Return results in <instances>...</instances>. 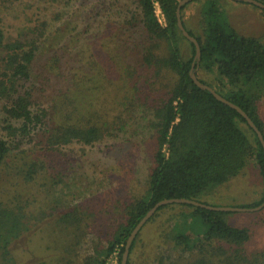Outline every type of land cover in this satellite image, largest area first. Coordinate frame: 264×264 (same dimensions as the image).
Wrapping results in <instances>:
<instances>
[{
    "label": "trees",
    "instance_id": "obj_1",
    "mask_svg": "<svg viewBox=\"0 0 264 264\" xmlns=\"http://www.w3.org/2000/svg\"><path fill=\"white\" fill-rule=\"evenodd\" d=\"M27 1L30 4L0 0V168L13 158L26 184L40 176L55 181L47 163L62 148L93 147L116 139L134 144L143 128H150L143 142L152 159L145 192L123 203L117 199L114 220L101 231L104 243L81 263L71 259L68 264H107L118 249L121 264L128 237L157 202H202V195L237 177L251 160L264 180V148L256 132L238 111L191 77L195 70L201 83L246 111L264 136L259 95L241 88L224 95L198 72H216L219 80L227 81L223 88L242 82L264 84V39L240 35L227 23L207 19L206 12L193 32L183 19L184 5L183 25L201 50L198 67L192 68L196 48L178 27L179 0H156L164 26L157 20L153 0H109L90 9L85 0ZM217 6L212 2L209 14L218 12ZM108 11L117 18L99 22ZM182 39L190 44L188 55L181 48ZM13 194L0 202V264L57 262L64 255L62 247L75 251L72 247L92 228L87 221L97 207L86 211L84 205L52 206L49 212L37 213L29 207V196ZM263 201L264 193L246 208ZM185 205L205 226L194 235L173 231L174 246L193 257L188 263L264 264V249H248L251 231L229 225L224 219L228 212ZM50 230L69 235L63 240L66 247L56 240L34 242L39 234L49 236ZM27 232L25 248L11 250L10 245ZM135 247L136 239L128 264ZM158 261L165 263L162 255Z\"/></svg>",
    "mask_w": 264,
    "mask_h": 264
},
{
    "label": "rangeland",
    "instance_id": "obj_2",
    "mask_svg": "<svg viewBox=\"0 0 264 264\" xmlns=\"http://www.w3.org/2000/svg\"><path fill=\"white\" fill-rule=\"evenodd\" d=\"M21 1L24 4H30L27 0ZM85 1L88 9L97 2H109V0ZM214 1L217 2L218 12L209 14ZM33 4L37 5V3ZM185 6L183 19L193 32H197L201 14L206 12L207 19L210 18L221 25L227 23L240 35L264 39V11L251 3L235 0H192ZM92 13L88 15L89 18ZM115 18L117 17L114 16V12L112 14L108 11L103 20L100 19L99 22L106 23V20L110 22ZM91 21L92 26L96 25L97 29L95 20ZM135 36L137 37L138 33ZM180 45L184 54L188 55L191 51L189 42L182 39ZM198 72L203 80L224 95L238 88L248 94L259 95L257 108L264 121L263 83L245 84L242 82L236 85L237 87L223 88L227 85V81L219 80L216 72L211 74L201 70ZM151 103L149 102L147 106H151ZM146 123L148 122L141 124L146 125ZM243 125L246 126L244 123ZM143 131L138 138H134V144L130 141L120 142L121 139H116L93 147L70 145L62 148L57 151L53 161L47 163V171L49 170L55 176V181L51 182V179L45 181L44 177L40 176L35 183L26 184L20 170L14 169V159L11 158L7 165L0 168V202L4 203L9 200L13 197L14 191H18L23 196H29V207L37 213L44 210L49 212L52 206L63 208L69 206L68 209H70L84 205L83 210L88 208L93 210L97 207L93 215L88 217L87 222L92 228L80 240V246L74 245L72 248H76L75 251L68 250V252H65L62 247L64 255L58 260L59 264H68L71 259L81 263L83 256L94 253L95 248L104 243L105 237L101 231L105 232L111 219L114 220L116 200L119 199L123 203L141 196L146 190L152 159L149 147L143 142L150 137V128L146 126ZM263 193L264 180L259 165L251 160L237 177L202 195L200 201L215 207L246 208L258 202ZM192 209L181 203L169 204L163 207L151 221L146 222L135 238L136 247L131 256V264H160L158 261L160 255L163 256L165 263L179 260L180 263L190 264L188 262H191L193 257L188 252H182L180 248H176L171 237L173 231L174 234L181 232L194 235L205 230L201 220L191 214ZM224 219L233 227L248 228L251 231L249 250L264 249V207L257 211H229L224 215ZM51 220L52 218H49L44 222ZM65 238L69 239L66 232L50 230L49 236L47 233L39 234L34 242L39 244L46 239L56 240L57 244L66 247L63 242ZM27 240L28 232L23 233L10 245L11 250L16 247L25 248ZM118 256L119 249L108 257L107 264H119ZM58 261L51 260L46 264H58Z\"/></svg>",
    "mask_w": 264,
    "mask_h": 264
},
{
    "label": "water",
    "instance_id": "obj_3",
    "mask_svg": "<svg viewBox=\"0 0 264 264\" xmlns=\"http://www.w3.org/2000/svg\"><path fill=\"white\" fill-rule=\"evenodd\" d=\"M190 1H192V0H180L178 2L177 9H176V16H177V24H178V27L181 30L182 34L189 41H191L195 45L196 56H195V59H194L193 64H192V68H194L195 64L198 67V63H199V60H200V56H201L200 45H199L197 39L195 37H193L192 35H190L188 33V31L185 29V27L183 25V22H182V17H181L182 7L184 5H186V4H188ZM235 1L248 2V3H251L252 5H255L256 7L264 9V3H262V2H260L258 0H235ZM191 77H192L193 81L195 82V84L197 86H199L201 88L208 89L210 92H212L214 94V96L219 101L223 102L224 104H226V105L230 106L231 108L235 109L236 111H238L245 118V120L248 122V124L253 128V130L256 132V134H257V136H258V138H259V140L262 143V146L264 148V136H263V133L257 127V125L254 123V121L248 115V113L246 111H244L238 105L232 103L228 99H226L223 96H221L220 94H218L212 87L201 83L199 81V79L197 78V76H196L195 70H192ZM176 203L189 204V205H193V206H196V207H201V208H205V209H209V210H213V211H222V212H229V211H257V210H260V209H262L264 207V201L262 202V204H260L259 206L254 207V208H235V207H215V206L204 204V203L199 202L197 200L186 199V198H182V199L172 198V199L161 200V201L157 202L152 207V209L146 213V215L138 222V224L135 226V228L131 232L130 236L127 239L126 245H125V250L123 252L121 264H128V259H129V254H130V249H131L132 243L135 240V238L138 235V233L140 232V229L146 224V222L156 213V211L161 206L169 205V204H176Z\"/></svg>",
    "mask_w": 264,
    "mask_h": 264
},
{
    "label": "built area",
    "instance_id": "obj_4",
    "mask_svg": "<svg viewBox=\"0 0 264 264\" xmlns=\"http://www.w3.org/2000/svg\"><path fill=\"white\" fill-rule=\"evenodd\" d=\"M153 1H154V5H155V14H157L156 17H158L157 20L159 21L160 24H162V25L164 26V25H166L165 16H164V14L162 13V10H161V8H160L158 2H157L156 0H153ZM159 14H160L161 16H159ZM115 253H116V252H115ZM108 264H109V263H108Z\"/></svg>",
    "mask_w": 264,
    "mask_h": 264
}]
</instances>
